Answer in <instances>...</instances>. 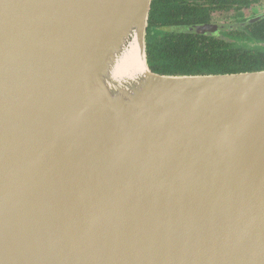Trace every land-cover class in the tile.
<instances>
[{"label":"water","instance_id":"obj_1","mask_svg":"<svg viewBox=\"0 0 264 264\" xmlns=\"http://www.w3.org/2000/svg\"><path fill=\"white\" fill-rule=\"evenodd\" d=\"M151 4L0 0V264H264V70L152 73Z\"/></svg>","mask_w":264,"mask_h":264},{"label":"flooded vegetation","instance_id":"obj_2","mask_svg":"<svg viewBox=\"0 0 264 264\" xmlns=\"http://www.w3.org/2000/svg\"><path fill=\"white\" fill-rule=\"evenodd\" d=\"M262 16L264 0H152L146 48L155 42L187 37L200 38L219 47V51L253 48V42L245 41L244 31L252 24L264 22ZM259 17V21L250 23ZM198 28L211 32H195Z\"/></svg>","mask_w":264,"mask_h":264},{"label":"trees","instance_id":"obj_3","mask_svg":"<svg viewBox=\"0 0 264 264\" xmlns=\"http://www.w3.org/2000/svg\"><path fill=\"white\" fill-rule=\"evenodd\" d=\"M264 22L252 24L244 31L245 41L253 48L219 51L200 38H180L149 44L147 66L162 76H208L258 72L264 70ZM146 44V41H145Z\"/></svg>","mask_w":264,"mask_h":264},{"label":"bare ground","instance_id":"obj_4","mask_svg":"<svg viewBox=\"0 0 264 264\" xmlns=\"http://www.w3.org/2000/svg\"><path fill=\"white\" fill-rule=\"evenodd\" d=\"M125 66L134 67V68L141 67V63H140V59L138 57V54L137 53L134 54V52H132L131 57L125 61Z\"/></svg>","mask_w":264,"mask_h":264}]
</instances>
